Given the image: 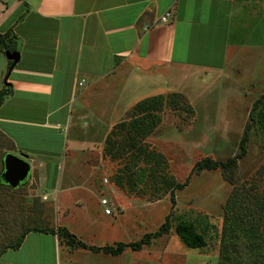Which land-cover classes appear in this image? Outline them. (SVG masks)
Segmentation results:
<instances>
[{
    "label": "crops",
    "instance_id": "obj_1",
    "mask_svg": "<svg viewBox=\"0 0 264 264\" xmlns=\"http://www.w3.org/2000/svg\"><path fill=\"white\" fill-rule=\"evenodd\" d=\"M7 32L20 60L9 68L0 54V90H13L0 107V133L7 153L27 155L29 179L58 209L83 187L71 178L73 163L103 144L114 113L148 97L145 87L163 94L162 81L206 74L242 98L257 88L244 75L264 72V0H0ZM80 252L73 264L101 263Z\"/></svg>",
    "mask_w": 264,
    "mask_h": 264
},
{
    "label": "rangeland",
    "instance_id": "obj_2",
    "mask_svg": "<svg viewBox=\"0 0 264 264\" xmlns=\"http://www.w3.org/2000/svg\"><path fill=\"white\" fill-rule=\"evenodd\" d=\"M205 75L192 74L186 81L179 77L162 81L158 84L163 94L153 92L152 87L140 92L148 94L146 98L164 97V103L151 114L152 129L146 135L138 133L132 139L129 131L134 107L145 98L121 114L114 113L110 128L103 131V144L89 147L91 152L73 163L75 174L71 178L83 187L64 194L65 198H73L71 204L58 209L35 178L17 189L0 185V256L29 231L43 228L57 232L64 227L89 247L97 248L79 249L86 254L87 263L91 255L100 264H219L229 197L239 192L264 198V126L257 119L249 133L246 154L236 166L201 170L197 164L204 159L226 162L240 152L244 131L251 124L253 104L264 96V72L254 69L244 75L246 83L257 79V88L242 98L238 93H226L227 82H212ZM9 147L0 133V174ZM108 149L112 153L118 150L120 155L113 157ZM65 163L69 165V160ZM129 169L136 182L132 187ZM37 173L33 168V177ZM118 179H122L123 186L116 184ZM187 181L183 190L174 191L173 204L174 183ZM102 199L109 204L103 205ZM253 206L250 200V208ZM106 207L110 215L105 214ZM168 216L172 224L169 234L153 239L141 251L127 249L112 256L100 250L120 242H138L158 231ZM259 221L264 223L263 218ZM187 223L204 236L203 247L190 248L178 237L177 226ZM75 250L65 244V239L58 243L49 235L33 233L20 253L10 252L2 263L73 264Z\"/></svg>",
    "mask_w": 264,
    "mask_h": 264
},
{
    "label": "trees",
    "instance_id": "obj_3",
    "mask_svg": "<svg viewBox=\"0 0 264 264\" xmlns=\"http://www.w3.org/2000/svg\"><path fill=\"white\" fill-rule=\"evenodd\" d=\"M16 51L14 47V39L10 32L5 34L0 33V54L5 51ZM11 61H9V68L12 66ZM13 90L11 85L6 84L2 90H0V107L4 103L5 99L12 94ZM258 99L254 102L251 113L250 120L251 124L246 127L244 135L240 143V152L233 158L227 160L226 162H217L210 159H204L197 164V168L201 170H216L219 167L224 169L233 167L237 165V160L244 157L247 151V142L249 140V133L255 124L258 122L264 126V107H261L262 100ZM164 103L163 95L158 97L145 98L136 104L134 119L129 125L130 136L134 139L138 134L146 135L151 131L149 123L152 121V113L158 110ZM255 112L256 115H255ZM109 154L113 157L118 154L119 151L112 153V149L107 150ZM122 151V149H121ZM124 151L123 153H125ZM152 158L154 155L148 153ZM160 157V156H159ZM129 181L133 179L132 170L129 169ZM118 186H123L122 179L116 181ZM131 187L135 186L136 182L131 181ZM188 184L174 183L171 190V201L174 204V191L183 190ZM3 185V184H0ZM7 186V185H6ZM250 200H253L254 206L250 208ZM263 218L264 221V198H259L255 194H241L239 192H234L228 199L225 206V219L223 231L221 234L220 241V261L219 264H264V223L259 220ZM171 217L166 218L165 223L159 228L155 233L149 234L138 242L123 243L120 242L116 246H106L100 250L105 254L112 256H119L123 254L127 249H131L133 252H138L143 249L144 246L151 245L153 239L162 237L163 235L169 234L172 229V224L170 222ZM29 232H38L56 235L59 242L65 239V244L74 249H90L96 251L97 248L89 247L83 241L77 239L75 236L64 227L58 229L57 232L49 229H34ZM27 232V233H29ZM192 223L181 224L176 228V234L178 237L190 248L197 249L205 245L206 241L202 234L197 233ZM26 233L21 237V239L15 244V246L10 247L17 249L21 246Z\"/></svg>",
    "mask_w": 264,
    "mask_h": 264
},
{
    "label": "water",
    "instance_id": "obj_4",
    "mask_svg": "<svg viewBox=\"0 0 264 264\" xmlns=\"http://www.w3.org/2000/svg\"><path fill=\"white\" fill-rule=\"evenodd\" d=\"M4 55L8 61L13 62V68L20 60L17 51H5ZM31 174V164L25 154L14 155L7 153L3 159V170L0 174V184L7 185L12 189L23 186L29 179Z\"/></svg>",
    "mask_w": 264,
    "mask_h": 264
},
{
    "label": "built area",
    "instance_id": "obj_5",
    "mask_svg": "<svg viewBox=\"0 0 264 264\" xmlns=\"http://www.w3.org/2000/svg\"><path fill=\"white\" fill-rule=\"evenodd\" d=\"M167 15H168V14H167ZM166 19H167L166 17H162L161 20H162V21H166ZM105 182H107V180H105ZM102 204H107V201H106V200H102ZM105 213H106V214H111L110 209H108V208L105 209Z\"/></svg>",
    "mask_w": 264,
    "mask_h": 264
}]
</instances>
